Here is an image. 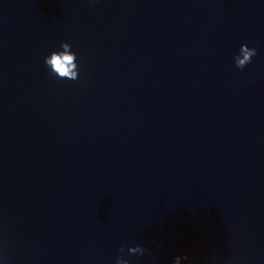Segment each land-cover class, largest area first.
I'll list each match as a JSON object with an SVG mask.
<instances>
[{
	"label": "water",
	"instance_id": "water-1",
	"mask_svg": "<svg viewBox=\"0 0 264 264\" xmlns=\"http://www.w3.org/2000/svg\"><path fill=\"white\" fill-rule=\"evenodd\" d=\"M118 256L264 264V0H0V264Z\"/></svg>",
	"mask_w": 264,
	"mask_h": 264
},
{
	"label": "clouds",
	"instance_id": "clouds-1",
	"mask_svg": "<svg viewBox=\"0 0 264 264\" xmlns=\"http://www.w3.org/2000/svg\"><path fill=\"white\" fill-rule=\"evenodd\" d=\"M71 46L68 43L60 44V51L51 52L44 59L45 66L50 69V74L58 79L76 80L78 77L77 65L75 63L76 56L70 51ZM257 54L256 48H248L246 45H241L239 54L233 57L235 67L243 70L244 67L251 63V58ZM124 252L123 247L119 249ZM129 254L143 256L145 249L142 246L128 248ZM187 256H177L173 259L172 264H180L181 260H187ZM115 264H128V261L122 256L116 258Z\"/></svg>",
	"mask_w": 264,
	"mask_h": 264
}]
</instances>
